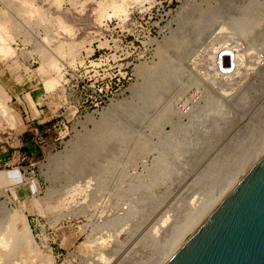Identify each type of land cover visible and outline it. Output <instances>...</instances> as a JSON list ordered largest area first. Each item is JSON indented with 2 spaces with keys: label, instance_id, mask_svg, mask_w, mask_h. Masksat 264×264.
Listing matches in <instances>:
<instances>
[{
  "label": "rangeland",
  "instance_id": "rangeland-1",
  "mask_svg": "<svg viewBox=\"0 0 264 264\" xmlns=\"http://www.w3.org/2000/svg\"><path fill=\"white\" fill-rule=\"evenodd\" d=\"M195 1L201 0H0V47L11 51L0 55V264H150L142 244L156 224L161 238L177 224V209L184 214L200 171L184 179L172 165L169 178L154 183L153 157L145 152L124 158L109 175L93 165L102 163L103 147L133 138L130 125L119 121L126 110L156 101L163 83L153 77L169 63L192 83L185 98L192 107L210 96L231 118L237 110L225 100L264 78V52L250 50L230 29L217 31L192 57L171 45L172 20ZM224 48L232 49L230 62L238 63L240 74L224 73L215 57ZM35 105L47 118L39 130L27 127L26 138L35 137L37 145L27 155L18 141L29 124L21 110L30 113ZM67 155H73L69 162ZM56 159L63 166L55 167ZM16 168L24 177L20 184L7 177ZM154 200L164 207L147 222Z\"/></svg>",
  "mask_w": 264,
  "mask_h": 264
},
{
  "label": "bare ground",
  "instance_id": "bare-ground-1",
  "mask_svg": "<svg viewBox=\"0 0 264 264\" xmlns=\"http://www.w3.org/2000/svg\"><path fill=\"white\" fill-rule=\"evenodd\" d=\"M86 5H89V3ZM183 9L179 12L178 17L172 20L177 26L171 29V39L169 40L171 45H177L179 50L184 51V57L186 55L188 58L201 50V48L203 49L208 44V40L217 31L222 32L224 29H230L237 36L242 37L248 43L250 50L258 49L264 52V6L260 0H201L200 2L195 1ZM0 50V55L2 54L3 57L6 56L5 54L8 55V52H11L5 47H0ZM231 50L230 48H224L215 55L217 61L220 60L221 56H224L221 58L223 62L222 67H224V73L228 77L234 76L240 71V67L236 61L230 62V57L233 56L229 54ZM161 69H157L156 77H153L154 81H158L157 83H163L162 93H160L156 101L150 100L148 103L146 102V106L136 107L135 112H127L125 109L124 118L119 121L130 125L134 135L133 138H129V142H125L124 138L121 137L117 140H114L116 138H112L114 143L110 146L107 144L109 148L107 146V148L103 147L105 148L103 150L105 154L101 150L103 153L102 163L96 160L95 164H93L96 168L98 165L99 169L106 170V173L109 175L113 172L116 174V171L121 168L118 169L124 158L127 161L130 160L129 158L132 153L142 155L147 152L153 157L154 171H152L155 174H150L151 179L149 180L154 183L157 181L164 182L168 177V172H170L168 170L174 171L175 167L179 171H183L177 172L179 173L177 175L183 176L185 172L186 175L184 176L186 177L184 179H187L191 175L194 176L193 173L200 171L198 182L194 183V186L192 185V189L195 191L191 196L193 198L192 201L190 197L184 214H182L183 211L180 210V207L177 209L179 210L178 221L176 220L177 224H174L175 226L172 228L170 227L171 230H168L169 233L165 234L162 237L163 239L160 237L163 233L158 234L161 232L154 231L158 229L155 228L157 224L153 225L154 229L145 240L146 244H142L144 249H148L151 252L150 264H165L264 154V78L259 79V81L257 80L258 82L253 83L254 85H248L247 90L236 97V100L232 98L225 100L228 106H233V108L235 107V111L237 110L236 115L231 118L225 111L227 109L226 106V109H223L222 105L224 104L210 96H205L206 98L202 99L201 104L193 105L192 107L194 102L185 100L187 93L189 91L192 92V83L189 79L182 80L184 74L181 69L176 68L170 63L168 67H165V71L162 72ZM178 87L180 89L177 91ZM222 89L228 91L226 85H223ZM222 95L227 96L228 92H223ZM176 104L177 106L182 105L181 111L177 110ZM188 106H191L189 108L190 112L189 110L188 112L186 111ZM77 145L79 144L77 143ZM99 147L103 149L101 146ZM79 154L81 155V153ZM57 156L59 155L57 154ZM72 156L67 155L65 157L66 162L73 159ZM48 158L51 159L50 156ZM91 161L90 157L88 167L91 170L88 173L93 178V168L95 169V167L91 165L93 162ZM62 163L57 159L53 162L55 167H60L59 165L63 166ZM46 167L48 168V166ZM112 178L114 179V176ZM147 187L150 186H146V190ZM149 190L147 191L148 194L147 192L144 194L149 195ZM157 201H152L153 205L156 204V206L151 205V203V207L149 206L151 209L146 207L150 211L144 217L145 221L149 222L153 217H156L162 206L164 207V202L159 203ZM0 209L3 210L2 205H0ZM166 219L162 220L161 224ZM165 230H167V227H165Z\"/></svg>",
  "mask_w": 264,
  "mask_h": 264
},
{
  "label": "water",
  "instance_id": "water-1",
  "mask_svg": "<svg viewBox=\"0 0 264 264\" xmlns=\"http://www.w3.org/2000/svg\"><path fill=\"white\" fill-rule=\"evenodd\" d=\"M165 264H264V154Z\"/></svg>",
  "mask_w": 264,
  "mask_h": 264
},
{
  "label": "crops",
  "instance_id": "crops-1",
  "mask_svg": "<svg viewBox=\"0 0 264 264\" xmlns=\"http://www.w3.org/2000/svg\"><path fill=\"white\" fill-rule=\"evenodd\" d=\"M36 106L37 105H35L34 108L31 109L32 111H30V113H28L26 107L23 110H21V114H23V112H25V114H27V118L29 119V124L26 125V123L23 122L25 126H24V129H22L21 133L19 134L18 141L22 142V145L28 146V147H30L31 149H34L37 152V145H36L35 137L32 138V139H28V138H26L24 136V133L27 132V130H28L27 129L28 126L32 128V125H34V128H32L31 130H35L36 131V130H39L38 126L43 125L44 124L43 122H46L45 119L47 117L45 115H44L45 116L44 117L41 114V112L37 109ZM10 116L13 117V113L12 112L10 113Z\"/></svg>",
  "mask_w": 264,
  "mask_h": 264
},
{
  "label": "clouds",
  "instance_id": "clouds-1",
  "mask_svg": "<svg viewBox=\"0 0 264 264\" xmlns=\"http://www.w3.org/2000/svg\"><path fill=\"white\" fill-rule=\"evenodd\" d=\"M7 177L9 182L13 183V184H20L23 182V175L20 172V169L16 168V169H12L10 172L7 173Z\"/></svg>",
  "mask_w": 264,
  "mask_h": 264
},
{
  "label": "trees",
  "instance_id": "trees-1",
  "mask_svg": "<svg viewBox=\"0 0 264 264\" xmlns=\"http://www.w3.org/2000/svg\"><path fill=\"white\" fill-rule=\"evenodd\" d=\"M38 129H41V125L40 126H38ZM28 135H31L30 133H28V132H25L24 133V136L25 137H27ZM34 137V136H33ZM24 151H25V153L27 154V155H30V154H32V149L30 148V147H28V146H24Z\"/></svg>",
  "mask_w": 264,
  "mask_h": 264
},
{
  "label": "built area",
  "instance_id": "built-area-1",
  "mask_svg": "<svg viewBox=\"0 0 264 264\" xmlns=\"http://www.w3.org/2000/svg\"><path fill=\"white\" fill-rule=\"evenodd\" d=\"M230 52H231V51H230ZM230 52H229V54L232 55V54H231L232 52H231V53H230ZM223 57H224V56H221V58H223Z\"/></svg>",
  "mask_w": 264,
  "mask_h": 264
}]
</instances>
